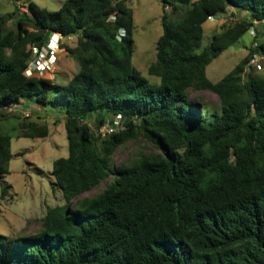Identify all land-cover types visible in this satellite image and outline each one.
I'll use <instances>...</instances> for the list:
<instances>
[{
    "label": "trees",
    "instance_id": "16d2710c",
    "mask_svg": "<svg viewBox=\"0 0 264 264\" xmlns=\"http://www.w3.org/2000/svg\"><path fill=\"white\" fill-rule=\"evenodd\" d=\"M161 2L163 33L148 66L157 83L133 64L129 0H65L57 10L30 2L26 12L0 13V108L61 102L69 145L52 169L66 205L50 207L36 234L0 233V264H264V75L255 72L264 60V0ZM228 7L243 17L202 47L204 24ZM250 30L249 53L212 81L207 66ZM52 31L79 64L66 83L26 74ZM191 90L218 94L220 110L209 115ZM117 114L126 129L104 137L88 122L95 117L98 127ZM19 116L0 111V181L12 158L2 121ZM20 129L49 135L46 123L24 120ZM138 138L156 150L115 166L117 149Z\"/></svg>",
    "mask_w": 264,
    "mask_h": 264
},
{
    "label": "rangeland",
    "instance_id": "374dc122",
    "mask_svg": "<svg viewBox=\"0 0 264 264\" xmlns=\"http://www.w3.org/2000/svg\"><path fill=\"white\" fill-rule=\"evenodd\" d=\"M65 0H18L9 2L0 0V13L6 14L14 10L20 13L28 11L30 2L49 10H57ZM134 11L135 46L133 64L151 82H159L160 78L149 74L148 66L157 54V41L163 33L162 16L164 8L161 0H129ZM168 12L171 8H166ZM243 14L237 9L229 7L223 12L215 14L204 24L205 34L202 47L207 46L213 34L224 28L226 23L237 21ZM255 39L254 31L250 30L237 42L221 53L207 66L208 77L216 82L224 77L249 51ZM68 44L75 46L77 37H69ZM256 74L264 75V60L256 65ZM79 70L78 62L66 50L59 54L56 68L50 73L57 75V81L66 83L74 72ZM50 73L43 75L48 76ZM191 97L207 108L209 115L220 110L221 101L218 94L209 90H191ZM53 93L51 98H53ZM29 107L34 103L23 99ZM53 106H38L33 110L32 116L25 119L21 116L11 117L2 121L1 130L12 136V158L9 162V173L0 181V233L17 237L36 234L42 230L43 217L48 209L54 206L66 205L62 191L53 187V162L57 158L69 155L67 130L65 127L64 109L61 102ZM39 116V117H38ZM35 121L46 123L49 127L47 137H23L21 133L22 121ZM95 117L88 120L95 131ZM156 150L152 142L144 138L129 140L121 145L113 158L115 166L129 164L143 152ZM22 153V154H21ZM113 175L104 180L99 186L73 200L71 206L77 207L88 197L103 191L112 181ZM3 187H9V193L3 197Z\"/></svg>",
    "mask_w": 264,
    "mask_h": 264
},
{
    "label": "built area",
    "instance_id": "2783aa9c",
    "mask_svg": "<svg viewBox=\"0 0 264 264\" xmlns=\"http://www.w3.org/2000/svg\"><path fill=\"white\" fill-rule=\"evenodd\" d=\"M9 2H18V0H6ZM52 33L47 42L40 48L35 46L33 51V58L30 61L26 74L33 76L34 74L43 75L55 69L59 54L64 51L62 47V40L58 41V37ZM262 57L255 55L253 62H257ZM33 107H25L22 103H14L7 107L0 108V111L7 113H15L23 118H31ZM126 129L122 114L115 115L111 120L104 122L102 125L95 128L97 135L107 136L109 134L120 132Z\"/></svg>",
    "mask_w": 264,
    "mask_h": 264
},
{
    "label": "clouds",
    "instance_id": "9594fccd",
    "mask_svg": "<svg viewBox=\"0 0 264 264\" xmlns=\"http://www.w3.org/2000/svg\"><path fill=\"white\" fill-rule=\"evenodd\" d=\"M52 33H54V34L56 35L55 37H58V41H61V40L64 41V40H65V39L63 38V36H62L61 33H59V32H55V31H52V32L50 33V35H51ZM50 35H49V36H50ZM48 38H49V37H48ZM62 47H63V46H62ZM63 48H64V47H63ZM64 49H65V48H64ZM61 53H62V52H61ZM61 53H60V54H61ZM55 68H56V66H55ZM49 72H51V71H49ZM49 72H48V73H49Z\"/></svg>",
    "mask_w": 264,
    "mask_h": 264
},
{
    "label": "crops",
    "instance_id": "0c3cea01",
    "mask_svg": "<svg viewBox=\"0 0 264 264\" xmlns=\"http://www.w3.org/2000/svg\"><path fill=\"white\" fill-rule=\"evenodd\" d=\"M228 8H229V7H228ZM228 8H227V9H228ZM34 106L36 107V104H34V105H33V106H31V107H33V109H34V108H35Z\"/></svg>",
    "mask_w": 264,
    "mask_h": 264
}]
</instances>
